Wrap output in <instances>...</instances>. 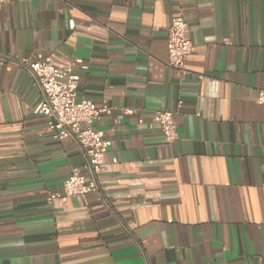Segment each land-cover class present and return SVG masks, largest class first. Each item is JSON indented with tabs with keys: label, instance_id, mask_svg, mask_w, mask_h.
<instances>
[{
	"label": "crops",
	"instance_id": "crops-1",
	"mask_svg": "<svg viewBox=\"0 0 264 264\" xmlns=\"http://www.w3.org/2000/svg\"><path fill=\"white\" fill-rule=\"evenodd\" d=\"M0 59V264H264V0H0ZM45 59L108 107L102 198L47 201L85 157L33 113L21 65Z\"/></svg>",
	"mask_w": 264,
	"mask_h": 264
},
{
	"label": "built area",
	"instance_id": "built-area-1",
	"mask_svg": "<svg viewBox=\"0 0 264 264\" xmlns=\"http://www.w3.org/2000/svg\"><path fill=\"white\" fill-rule=\"evenodd\" d=\"M188 32V24L181 16L172 19L167 30V64L180 72H184L185 62L192 51ZM0 63H4V60L0 59ZM21 66L29 73L32 86L40 93L33 113L46 118L47 129L54 140L73 141L85 157L82 168L72 169L63 183L62 191L49 195L47 201L50 204L55 201L65 203L70 198L88 194H96L102 198L97 178L103 171V155L110 142L103 131L93 127V123L107 112V105L97 106L90 100H76L78 77L73 73V64L64 70H58L49 59H45L30 64L24 62ZM256 101L264 106V90L258 92ZM180 106L179 102L177 107ZM154 124L159 126L166 142L176 139L173 112L154 113L150 126Z\"/></svg>",
	"mask_w": 264,
	"mask_h": 264
}]
</instances>
